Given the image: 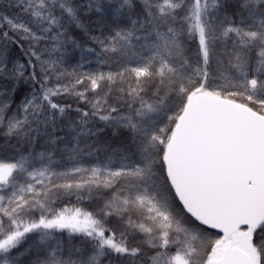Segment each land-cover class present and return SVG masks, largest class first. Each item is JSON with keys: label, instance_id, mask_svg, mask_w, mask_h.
<instances>
[{"label": "snow or ice", "instance_id": "1", "mask_svg": "<svg viewBox=\"0 0 264 264\" xmlns=\"http://www.w3.org/2000/svg\"><path fill=\"white\" fill-rule=\"evenodd\" d=\"M8 7L17 15H0V82L23 79L33 91L22 102L23 119L7 118V134H20L30 121L54 127L57 115L71 108L55 97L70 88L49 84L54 62L45 67L35 46L53 39L62 47L65 21L79 26L78 6L73 0H11ZM87 7L103 8L98 0ZM107 8L127 15L126 22L114 21L125 26L92 39L125 66L77 77L75 84L87 79L85 91L95 92L103 81L118 83L127 111L101 99L91 112L77 111L82 129L90 116L127 129L138 159L114 171L73 167L59 174L29 171L23 158L0 162V264H16L11 253L26 234L39 232L38 244H44L50 230L65 229L91 241L92 254L65 258L57 244L36 264H104L113 254L128 264H264V0H108ZM190 39L198 41L194 61L184 55ZM13 44L28 57L33 71L27 76L22 64L9 69L6 52ZM213 63L218 75L209 70ZM75 95L87 99L84 92ZM7 107L0 102V124ZM21 173L28 177L24 184ZM75 174L80 178L67 179ZM53 189L89 197L104 190L108 198L99 218L79 208L49 218L41 197ZM36 210L39 219H31ZM109 217L118 218L119 227H107Z\"/></svg>", "mask_w": 264, "mask_h": 264}, {"label": "trees", "instance_id": "2", "mask_svg": "<svg viewBox=\"0 0 264 264\" xmlns=\"http://www.w3.org/2000/svg\"><path fill=\"white\" fill-rule=\"evenodd\" d=\"M11 0H0V15L12 17L17 15L15 8L8 7ZM78 6L79 26L71 21H65V26L60 31V44L53 39L41 40L35 47L40 55V60L54 62L49 68L51 73L49 84L57 83L70 88L69 93L55 97L56 102L62 106L71 105L63 116L57 115L55 126L40 124L39 126L30 121L24 130L16 135H8V117L16 116L23 119L25 113L22 110V102L25 97L31 98L33 86L25 83L23 79L15 81L9 79L0 82V102L6 103L8 107L4 110L5 120L0 124V162H18L21 158L25 161V166L32 169L47 168L57 174L64 173L73 167L91 169L98 167L117 170L122 162L135 163L138 157L131 152L130 135L127 129L111 122L102 121L99 116H90L86 129L80 125V115L77 109L91 112L92 105L97 99L106 100L107 104L122 109L126 113L123 101L118 99L120 85L101 82V87L95 92L89 89L90 82L85 79L82 84H75L77 77L85 75H97L107 73H117L124 66L125 61L116 53H103L100 45L92 37L104 38L114 32L117 27H124V23H114V21H127V15L114 16L107 8L108 0H98L103 6L102 11L97 12L95 8L91 11L87 5L89 0H73ZM137 3L140 0H136ZM27 19V17H22ZM53 36L56 34L53 33ZM23 48H28V42H23ZM59 49L58 51L53 49ZM198 52V41L194 39L186 40L184 55L190 60H195ZM10 61L9 69L13 65H24L25 76L33 71L28 66V57L24 50L16 44L11 45L6 52ZM36 64L35 71L41 72L40 62L32 57ZM133 62L135 58H132ZM130 66H134V63ZM210 72L218 75L219 69L213 63ZM234 70H229L226 75H231ZM218 83H226L218 80ZM14 89V90H13ZM35 90H39L38 87ZM75 92H84L86 100L79 99ZM239 100V98H238ZM100 114H107L101 109ZM128 156L129 160L124 161ZM157 173L163 176V167L157 164ZM85 173L84 175H88ZM81 174H75L67 179H79ZM18 182L24 184L28 177L21 173ZM55 183H64L65 178H55ZM38 189L39 185L36 186ZM97 195L95 191L89 197L86 192L69 194L61 189L53 191L47 197H41L48 205L47 215L65 212L72 214L77 208L82 212L92 213L99 218L98 213L103 207L107 195ZM40 210H36L31 219L38 220ZM107 227H119L116 217H109ZM50 238L44 244H38L39 232L28 233L22 238L20 244L12 250L11 255L15 258L16 264H36L38 259H43L45 255L59 244L63 256L66 258L70 253L74 258L83 253L84 256L92 254V242L81 234H70L69 230H50ZM213 235H221L218 231L210 230ZM138 242V241H136ZM79 250V252H77ZM104 264H128V259L112 257L106 259Z\"/></svg>", "mask_w": 264, "mask_h": 264}, {"label": "water", "instance_id": "3", "mask_svg": "<svg viewBox=\"0 0 264 264\" xmlns=\"http://www.w3.org/2000/svg\"><path fill=\"white\" fill-rule=\"evenodd\" d=\"M215 231H218V230H215Z\"/></svg>", "mask_w": 264, "mask_h": 264}]
</instances>
